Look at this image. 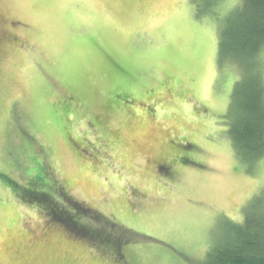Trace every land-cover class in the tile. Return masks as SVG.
Returning <instances> with one entry per match:
<instances>
[{"label": "rangeland", "instance_id": "rangeland-1", "mask_svg": "<svg viewBox=\"0 0 264 264\" xmlns=\"http://www.w3.org/2000/svg\"><path fill=\"white\" fill-rule=\"evenodd\" d=\"M239 1L0 0V264H204L264 210V159L227 132L238 70L217 60ZM258 60L264 80V44ZM33 174L112 224L121 259L48 217Z\"/></svg>", "mask_w": 264, "mask_h": 264}, {"label": "trees", "instance_id": "trees-1", "mask_svg": "<svg viewBox=\"0 0 264 264\" xmlns=\"http://www.w3.org/2000/svg\"><path fill=\"white\" fill-rule=\"evenodd\" d=\"M197 10L208 9L218 0H191ZM264 44V0H240L223 18L219 26L217 60L219 65L229 62L238 70L229 99L227 132L240 159L250 163L264 159V80L258 54ZM38 174L29 180L32 194L42 195L48 217L66 226L73 234L95 243H107L115 250L122 235L111 236L106 227L112 225L88 208L74 204L72 209L56 207L52 193L39 190L42 183ZM57 190V189H56ZM57 192V191H56ZM30 198H34L32 195ZM42 202V203H43ZM44 204V203H43ZM251 206L241 222H230L225 236L215 243L206 255L204 264H264V210ZM90 211V212H89ZM89 216L98 228L87 226L81 219ZM100 220V221H99ZM119 229V227H117ZM120 230V229H119ZM115 251L117 259L120 253Z\"/></svg>", "mask_w": 264, "mask_h": 264}, {"label": "flooded vegetation", "instance_id": "flooded-vegetation-1", "mask_svg": "<svg viewBox=\"0 0 264 264\" xmlns=\"http://www.w3.org/2000/svg\"><path fill=\"white\" fill-rule=\"evenodd\" d=\"M2 35H3V33H2V32H0V40H1V38H2ZM8 41H9V39H8Z\"/></svg>", "mask_w": 264, "mask_h": 264}]
</instances>
